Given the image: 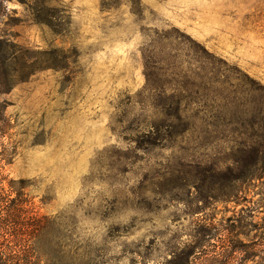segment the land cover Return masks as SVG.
Returning a JSON list of instances; mask_svg holds the SVG:
<instances>
[{
	"label": "rangeland",
	"instance_id": "rangeland-1",
	"mask_svg": "<svg viewBox=\"0 0 264 264\" xmlns=\"http://www.w3.org/2000/svg\"><path fill=\"white\" fill-rule=\"evenodd\" d=\"M29 1L0 14L5 173L45 262L264 264V0Z\"/></svg>",
	"mask_w": 264,
	"mask_h": 264
},
{
	"label": "trees",
	"instance_id": "trees-1",
	"mask_svg": "<svg viewBox=\"0 0 264 264\" xmlns=\"http://www.w3.org/2000/svg\"><path fill=\"white\" fill-rule=\"evenodd\" d=\"M9 1L13 0H0L2 11L0 14L5 12V3ZM15 1L23 2V0ZM29 6L34 23L45 26L54 24V15L51 11L56 6L51 0H45L41 8H38L36 0H30ZM41 67L37 66L36 69ZM4 73L0 72V264H47L46 255L41 250L43 247L37 242L38 237L45 230L44 222L32 211L22 181L15 182L8 179L5 173V167L12 162L15 153L14 146L7 142L9 131L14 124L6 115L8 102L4 98L9 93L12 83L10 76ZM242 175L234 174L232 181L235 183ZM193 250L184 251L172 264H193L191 258ZM237 251L239 249L234 248V252Z\"/></svg>",
	"mask_w": 264,
	"mask_h": 264
}]
</instances>
